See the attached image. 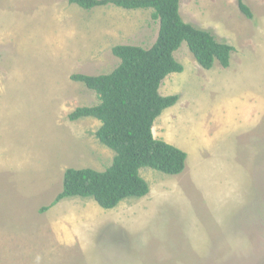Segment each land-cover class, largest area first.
<instances>
[{"label": "rangeland", "instance_id": "1", "mask_svg": "<svg viewBox=\"0 0 264 264\" xmlns=\"http://www.w3.org/2000/svg\"><path fill=\"white\" fill-rule=\"evenodd\" d=\"M180 0L185 23L231 45L230 65L203 69L186 42L178 95L154 136L187 153L180 175L142 168V198L111 210L66 198L67 169H108L100 122L71 121L99 103L74 74L113 72L117 45L151 48L153 9L85 10L69 0H0V264H264V0Z\"/></svg>", "mask_w": 264, "mask_h": 264}, {"label": "trees", "instance_id": "2", "mask_svg": "<svg viewBox=\"0 0 264 264\" xmlns=\"http://www.w3.org/2000/svg\"><path fill=\"white\" fill-rule=\"evenodd\" d=\"M85 10L114 5L127 10L153 9L152 17L160 23L156 42L149 49L117 45L112 53L120 65L111 73L91 76L74 74L96 93L99 103L81 107L69 116L71 121L92 118L100 122L95 135L115 155L112 165L103 172L90 168L65 171L63 190L52 205L66 198H90L103 209L111 210L128 198H142L149 193L141 177L142 168L168 175H180L186 167L187 153L154 136L157 118L174 106L178 95L162 96V81L171 73L183 72L174 53L187 43L196 62L206 70L215 62L230 65L231 45L220 43L209 31L185 23L180 14V0H69ZM242 13L252 19L250 8L239 0Z\"/></svg>", "mask_w": 264, "mask_h": 264}]
</instances>
